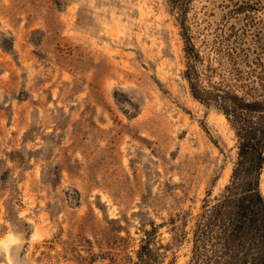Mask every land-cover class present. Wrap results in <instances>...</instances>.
Instances as JSON below:
<instances>
[{
  "label": "rangeland",
  "instance_id": "obj_1",
  "mask_svg": "<svg viewBox=\"0 0 264 264\" xmlns=\"http://www.w3.org/2000/svg\"><path fill=\"white\" fill-rule=\"evenodd\" d=\"M234 2L0 0V264L189 263L238 149L180 17L217 67Z\"/></svg>",
  "mask_w": 264,
  "mask_h": 264
},
{
  "label": "trees",
  "instance_id": "obj_2",
  "mask_svg": "<svg viewBox=\"0 0 264 264\" xmlns=\"http://www.w3.org/2000/svg\"><path fill=\"white\" fill-rule=\"evenodd\" d=\"M263 8L264 0L231 5L227 15L245 14L247 22L230 25L223 35L217 67L204 64L181 13L190 93L225 115L238 149L229 183L213 201L206 200L196 219L188 264H264V17L257 14Z\"/></svg>",
  "mask_w": 264,
  "mask_h": 264
}]
</instances>
